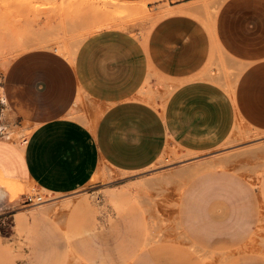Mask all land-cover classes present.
I'll return each instance as SVG.
<instances>
[{
    "label": "crops",
    "instance_id": "crops-1",
    "mask_svg": "<svg viewBox=\"0 0 264 264\" xmlns=\"http://www.w3.org/2000/svg\"><path fill=\"white\" fill-rule=\"evenodd\" d=\"M21 3L20 30L11 38L18 49L0 84V224L12 218L10 242L17 241L13 221H24L22 211H16L22 197L12 200L23 181L65 194L88 183L103 161L121 174L119 185L130 186L151 174L144 171L166 147L199 151L216 143L233 114L264 130V0H223L217 8L213 38L224 55L243 64L229 96L202 72V32H179L173 40V20L188 18L184 14H166L144 32V23L99 26L104 16L90 12V0H20L10 6ZM10 14L6 9L5 17H14ZM5 25L7 41V18ZM147 83L169 92L148 101L140 95ZM78 103L83 119L77 118ZM216 119H222L225 130ZM10 121L28 130L21 142L10 139ZM133 192L107 190L106 198L118 201ZM118 202L115 222L75 243L92 263L196 264L186 247L211 251L239 245L258 213L264 217V203L259 210L248 177L235 170L205 169L175 197L187 238L143 236L153 228L150 220L142 222L136 204L121 211ZM174 252L184 257L174 262Z\"/></svg>",
    "mask_w": 264,
    "mask_h": 264
},
{
    "label": "rangeland",
    "instance_id": "rangeland-1",
    "mask_svg": "<svg viewBox=\"0 0 264 264\" xmlns=\"http://www.w3.org/2000/svg\"><path fill=\"white\" fill-rule=\"evenodd\" d=\"M90 1L93 2L90 4V12L99 11L104 16L100 17L99 26L125 28L144 23L142 31L146 32L155 21L168 12L186 15L188 18L184 20H173V40L179 32H202L205 43L202 72L206 79L215 78L224 94L229 96L243 64L235 63L224 55L213 38L214 17L223 0H148L138 4L116 0ZM149 1L156 2V6L147 8ZM18 2L20 0H0V84L6 65L14 56V50L18 49L12 44L14 40L11 38H15L20 30L19 24L23 17L17 15L21 14L22 3L19 6H10ZM98 2L101 3L100 7H97ZM6 9L9 14L14 13V17H5ZM6 18L9 20L7 41ZM142 31L140 32L143 33ZM201 38L203 37L199 35L198 40L202 43ZM158 84L165 85V82L160 81ZM168 92L169 89H152L147 83L140 95L148 101H153V98L159 99ZM77 111L81 116L77 118H85L79 103ZM91 120L93 121L88 118V121ZM216 120L223 130L226 127L228 129L226 134L220 135L216 143L199 151L182 150L176 145L166 147L150 166L151 171H144L151 174L135 183L132 182L130 186L119 185L122 182L121 174L103 161L98 164L88 183L69 193L51 194L36 188L30 181L17 185L19 191L12 200H18L21 196L23 201L26 195H40L41 202L26 206L21 201L16 211H22L19 214L23 215L24 221L20 224L13 221L17 241L10 242L11 238H7L12 218L8 217L7 221L0 224V264H116L114 259L104 263H92L78 250L75 243L83 238L86 232L95 231L97 227L107 228L110 223L115 222L118 201L121 202V211L126 209L129 203L136 204L141 211L142 222L150 220L153 228L145 231L143 236L187 238L186 232L180 228L174 200L187 181L205 169L235 170L246 175L261 210L262 202L264 203V183L261 182V175L264 173V130L248 125L238 114H233L228 126L225 122L226 127L222 119ZM10 130L9 137L16 142H21L28 134L24 126L16 127L12 124ZM204 163L203 167L198 165ZM181 172L188 176H182ZM123 189L135 192L129 197L122 196L118 201L106 198L107 190L117 192ZM38 217L43 221V229L40 231H37ZM186 248H190L189 253L198 259L196 264H264V217L258 213L253 229L239 245L222 244L211 251L194 246ZM173 254L174 262L184 257L183 252Z\"/></svg>",
    "mask_w": 264,
    "mask_h": 264
},
{
    "label": "built area",
    "instance_id": "built-area-1",
    "mask_svg": "<svg viewBox=\"0 0 264 264\" xmlns=\"http://www.w3.org/2000/svg\"><path fill=\"white\" fill-rule=\"evenodd\" d=\"M0 102L2 103L1 98H0ZM3 134H6V133H3ZM39 202H41L40 195H26L22 201V203L25 204L26 206L33 205Z\"/></svg>",
    "mask_w": 264,
    "mask_h": 264
},
{
    "label": "bare ground",
    "instance_id": "bare-ground-1",
    "mask_svg": "<svg viewBox=\"0 0 264 264\" xmlns=\"http://www.w3.org/2000/svg\"><path fill=\"white\" fill-rule=\"evenodd\" d=\"M95 7V6H94ZM92 8V7H91ZM181 8V7H180ZM92 10V9H91ZM85 12V11H84ZM81 13V12H80ZM171 13H172V11H171ZM168 14H170V12H168ZM199 166H204L205 165V163L203 164V165H200V164H198Z\"/></svg>",
    "mask_w": 264,
    "mask_h": 264
}]
</instances>
